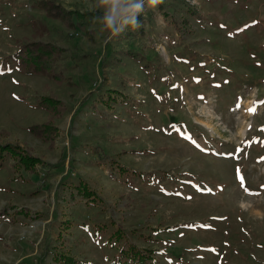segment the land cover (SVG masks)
I'll return each mask as SVG.
<instances>
[{
    "label": "rangeland",
    "instance_id": "rangeland-1",
    "mask_svg": "<svg viewBox=\"0 0 264 264\" xmlns=\"http://www.w3.org/2000/svg\"><path fill=\"white\" fill-rule=\"evenodd\" d=\"M41 1L0 0V145L42 162L0 169V264H264V0H159L117 37L100 0ZM34 42L61 81L19 66Z\"/></svg>",
    "mask_w": 264,
    "mask_h": 264
},
{
    "label": "trees",
    "instance_id": "trees-1",
    "mask_svg": "<svg viewBox=\"0 0 264 264\" xmlns=\"http://www.w3.org/2000/svg\"><path fill=\"white\" fill-rule=\"evenodd\" d=\"M39 3L43 10H45L53 18L67 19V15H65V9L59 6H54V4L48 0L41 1ZM83 15L85 14L75 13L77 19H80ZM86 15H89L93 21H98L95 18L100 16L98 13H89ZM59 55L60 50L55 45L34 42L20 45L13 57L17 60L19 66L25 72L42 75H44V73H49L53 80L61 81V76L59 74L53 73L55 61L58 60L57 57ZM39 106L45 109L50 115H62L65 111V107H63L57 100L52 98L46 99L43 97L42 101L39 103ZM27 130L32 135L46 141L54 139L58 134L57 128L53 126L51 121L29 126ZM28 153L26 150H23L19 144L6 143L0 145V169L4 164L5 157L8 155L13 160V168H23L28 172H34L35 165L42 164V162H40L38 158L33 157L30 153ZM132 253H134L133 250L129 251L128 254H124V256L127 257V259L137 257L134 256L136 254L133 255ZM64 260H67V262L70 263L73 261L70 257H65ZM120 263L124 264V262Z\"/></svg>",
    "mask_w": 264,
    "mask_h": 264
},
{
    "label": "clouds",
    "instance_id": "clouds-1",
    "mask_svg": "<svg viewBox=\"0 0 264 264\" xmlns=\"http://www.w3.org/2000/svg\"><path fill=\"white\" fill-rule=\"evenodd\" d=\"M159 0H100L102 12L96 17L101 30L110 37H117L126 30H137L141 27V15L145 7L154 8Z\"/></svg>",
    "mask_w": 264,
    "mask_h": 264
}]
</instances>
